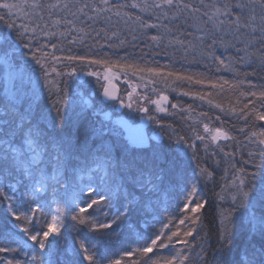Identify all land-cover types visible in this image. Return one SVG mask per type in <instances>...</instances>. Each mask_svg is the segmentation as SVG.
<instances>
[{"label":"snow or ice","instance_id":"obj_1","mask_svg":"<svg viewBox=\"0 0 264 264\" xmlns=\"http://www.w3.org/2000/svg\"><path fill=\"white\" fill-rule=\"evenodd\" d=\"M124 9H138L152 19L145 20ZM56 13L61 15L53 18ZM113 16L118 18L115 22ZM17 20L22 22L18 24ZM97 22L117 31L109 33L107 28L96 31L92 24ZM0 24H3L0 28L3 90L0 95V254H15L10 259L0 255V264H210L206 237L200 236L209 200L202 195L200 183L211 181L214 173L202 166L196 144L184 136L175 139L169 136L168 144H151L146 149L143 145L151 137L129 136L122 140L117 128L90 119L89 99L74 96L70 100L67 87H62L63 82L58 79L76 75L77 64L98 66L102 71L91 70L84 74L96 77L97 82L103 78L105 83L101 87L105 99L117 101L128 109L136 103V111L148 114L149 109L138 104L134 87L127 93L128 103L118 95L112 81L121 73L126 78L131 73L141 81L146 74L151 78L148 83L163 81L168 87L184 81L202 85L203 76L164 72L159 66H148L147 62L142 66L139 62H126L123 57L112 60L107 53L78 55L71 54L69 48L68 55L58 56L43 49H58L65 41L72 45L79 41L83 45L89 29L96 31L97 37L103 31L106 41L116 38L119 40L116 46H124L127 40L120 38V24L133 34V40L138 38L134 34L137 30L147 36L148 30L155 29L157 34L148 37L152 42L149 47H160L175 29L180 34L168 39L165 47H174L185 57L193 52L207 55L226 70L238 74L231 57L226 64L223 58L208 50L219 45L225 50L233 48L244 52L239 62L246 61L249 65L252 57L259 53L257 60L264 67V0H225L219 5L215 0L211 3L199 0V5L186 0H125L121 3L114 0H0ZM61 24L65 26L63 31L53 30ZM185 24L201 33L195 37V43L186 38L193 33L180 32ZM72 33L78 35L68 40ZM41 35L57 38V42L34 48L32 42H38ZM113 46L108 44L110 48ZM249 49L254 51L249 52ZM65 61V67H71L69 73L56 67ZM173 77L169 83V78ZM89 84L85 80L80 87L87 88ZM249 84L254 87L251 81ZM211 87L223 89V84L213 83ZM172 90L177 91V88ZM182 94L200 100L211 95L189 91ZM240 96L258 97L261 101L259 109L252 101L239 109H229L240 119L247 121L254 117L261 122V131H253L246 137L261 146L259 153L250 151L249 159L243 162L245 166L251 164L252 171L237 167L233 162L234 153L225 152L220 144V141L235 139L229 130L211 127L202 121L199 123H202L203 134L191 127L194 139L202 143L206 153L210 145H216L224 153L225 162L234 169L232 179L215 194L218 200L228 202L226 208L217 205L220 226L212 253L215 264H264V111L260 110L264 109V91L240 92ZM144 99L155 105L156 113L170 114L165 106L169 101L167 95L161 93L155 100ZM207 102L213 105L211 99ZM249 104L253 107L249 108ZM214 106L225 111L220 104ZM171 107L175 109L178 105ZM181 110L191 111V108ZM201 115L207 118V113ZM146 118L163 127L155 115L148 114ZM179 145L193 149L192 156ZM257 155L260 163L255 161ZM192 161L196 162L194 169ZM189 170L197 177L193 183H189ZM84 175L88 177L87 183ZM174 191L182 197V202L177 204L182 216L177 221L169 215L165 222L160 214L168 212V196ZM67 222H74L73 228L82 226L71 244L66 238ZM157 223L161 225L158 230L144 234V227L151 229ZM125 233L134 235L131 242L140 246L124 247L121 237ZM97 234L109 243L118 242L122 254L117 256L108 243L101 249L96 243ZM198 237L200 244L196 242ZM174 245L182 247L174 249L167 257L153 255L157 250ZM197 248L199 251H195ZM133 256L137 259L126 261V257Z\"/></svg>","mask_w":264,"mask_h":264},{"label":"trees","instance_id":"obj_2","mask_svg":"<svg viewBox=\"0 0 264 264\" xmlns=\"http://www.w3.org/2000/svg\"><path fill=\"white\" fill-rule=\"evenodd\" d=\"M46 2H51L50 0H46ZM116 3L125 2V0H114ZM127 2H130V0H127ZM187 2V0H186ZM124 11H128L130 13H133L135 15H141L145 18V20H150V18L147 14L139 12L138 9H124ZM92 13L89 12V15ZM60 13H56L53 18H57ZM71 19V17H68ZM45 19L47 20V16H45ZM81 19L86 20L85 17H81ZM118 19L117 17L113 16V22ZM87 23L91 24V21H86ZM152 22H155L154 19ZM50 23V21H49ZM167 23V21H165ZM190 23V22H189ZM82 26L78 24V27ZM64 25L61 24L58 29V31L64 30ZM0 28H3V24H0ZM107 28L108 32L111 33L112 31H117V28H112L108 25L103 24L102 22H97L95 24H92V29H95L96 31H100L101 29ZM118 29L120 30V38L126 39L127 43L124 46H116L119 45V40L116 38H113V40L106 41L104 32H100V36H96V31H92L91 29L88 30L89 35L85 38L84 44H80L79 41L75 45H72L68 43L67 41L63 42L62 44L58 45V49H52L51 47H46L43 49L45 52H55L56 55H68V49L71 48V54H78V55H85V54H95L100 53L104 54L107 53L108 56L111 57L112 60H118L119 58L123 57L125 58L126 62H132L136 63L139 62L142 66L147 62L148 66L156 67L159 66L162 71L167 72L169 70L178 72L184 75H193L195 77L203 76L205 83L202 85H196V84H189L188 82H177L176 84H172V87H168L163 81H159L158 83L151 84V83H145L144 81H141L139 77L132 76L131 73L128 75V80L125 82H118L119 84V92L118 95L124 98V101L126 102V96L127 93L133 90V87L136 90V94L140 96L141 100L144 97H148L151 100L157 99L159 94L167 95L169 98L167 108L169 109L170 114L166 113H156L155 108L153 104L149 103L147 100H144L142 102L145 107L149 109V113L151 115H155L163 125L161 127L159 124L149 121L146 126V131L149 137L152 139L150 140L151 144H158V143H169V136H173V139H175L176 136H184L186 137L190 143L194 142L197 146V154L201 158L202 166L207 167L210 171H212L213 178L211 181H208L207 183L201 182L200 187L203 189L202 195L209 200V206L207 207L204 217H203V231L201 232V237H206V244L205 248L208 251V261L210 264H215L214 258H213V250L216 248V242H217V230L219 228V217H218V208L217 205H220L221 207H227L228 202L220 201L216 197V193L221 192V187L226 184L229 180L232 179V174L234 172V169L230 167V164L225 162L224 153L220 152L219 149L216 147V145H210L209 150L206 153L204 150V147L202 143L198 140L194 139V133L191 130V127H196L198 130L203 134V127L202 123L199 122H205L209 123L211 127H224L226 130H229L231 135L235 137L234 140L224 141L220 142L222 146H224V151L229 153H234V160L233 162L236 163L237 167H247L249 171H252V165H244V161L248 160V153L250 151H255L256 153L260 152V147L258 143H252L249 139L246 137H249L251 132L261 131V122L255 121L254 117H249L248 120L240 119L238 114H232L229 109L232 107H236L237 109L243 107L245 103L248 101H252L253 104L259 109L261 101L258 99V97H252V96H240V92L248 93V92H260L264 91V67L260 65V63L257 60V57L259 53H256L255 56L252 57V63L249 65L247 62H239V57L244 56L243 52H237L233 48H229L225 50V48L216 45L213 47V49L208 50L212 51L214 55L220 56L225 60V63H229V57L232 58V64L233 67L238 69L237 72L228 71L225 69V66L219 65L218 61L213 60L211 57L204 55L201 56L198 54V52H193L190 55L186 56L182 51H177L174 47H165L167 45L168 39H171L174 35H179L180 33L177 32L175 29H173V33L170 34L164 41L163 44L160 47H149V45L152 44L151 40L148 38L151 35L157 34V31L155 29L148 30L147 36H144L141 34L140 30H137L136 33H134L138 38L136 40L132 39V33H129L128 29L123 25L120 24L118 26ZM180 32H191L195 35L196 30L194 28L188 27L186 24L182 25L180 28ZM78 35L77 33H72L70 36H68V40H71L74 36ZM181 38H185L181 36ZM188 40H192L195 43L194 37L192 35L186 37ZM228 39H231V37H228ZM25 42H28L25 40ZM57 38H48L46 36H39L38 42L33 41L32 46L34 48L39 47L40 44H51L56 43ZM210 43V42H209ZM108 44H113V47H108ZM84 45H89L91 48H87ZM99 45H104L103 48L99 47ZM238 47H241L238 45ZM63 49V51H60L59 49ZM254 49L251 50L253 52ZM146 54V55H145ZM37 55H40L39 52H37ZM143 57V59H141ZM194 57V58H193ZM64 63L57 64L56 67L63 71L64 73L71 72V67H65ZM219 68V71L217 70ZM77 74L76 75H64L62 77H59L63 83L61 84L62 87H67L68 89V96L71 100L74 96L76 97L74 93V87L80 86V76L83 72L91 71V70H98L102 71L98 66H82L80 64L76 65ZM80 75V76H79ZM79 76V77H78ZM145 77L147 75L145 74ZM87 81L90 82L91 87H93L95 91V96H92V100L89 99V103L91 105L90 108H88V115L90 119L95 120L97 122H103L106 126L109 127H115L119 130L121 133V139L126 140V136L124 131L118 127L116 124H111L110 120L107 118H104L101 116L102 112L107 109H112L117 106V101H104L101 96V85L103 84L100 80L97 82L96 77H85ZM151 79L150 77L145 78ZM159 80V78H157ZM174 79L169 78V83ZM224 81H228V84H224ZM240 81H243V83H239ZM249 81H251V85H254V87L250 86ZM223 84V89L217 87L213 88L211 87V84ZM236 84L237 87L233 88L232 85ZM131 85V86H130ZM146 85V86H145ZM177 88V91H173L172 88ZM156 88L157 91L153 92L152 89ZM182 91H189V92H202V93H211L210 96L207 97V99H211L213 101V105H209L207 102V99L200 100L198 98H195L193 96H184L182 94ZM178 92L180 94L178 95ZM87 93V89H86ZM0 95H3V90L0 86ZM237 100L240 101V103H237ZM172 104H177L178 107L173 109L171 107ZM220 104L223 106L225 111H221L219 108H216L214 105ZM253 104H249V108L253 107ZM191 108V111H182L181 109H189ZM261 111H264V109H260ZM175 111V112H174ZM247 111V110H246ZM124 115L128 119V122L131 124H139L142 117H146L148 114H143L142 112L138 111H132L128 108L124 109ZM201 113H207V118L202 116ZM55 113H53L54 115ZM191 116V119L188 117ZM107 117V115H106ZM216 117H220L219 120L216 119ZM194 121L197 123L194 124ZM170 126V127H169ZM244 129L243 131H240V129ZM158 135V139H156V135ZM253 140L256 138L253 137ZM149 145V146H150ZM149 146H143L144 148H149ZM178 147L183 148L189 157L193 154V149L188 148L187 145H179ZM215 152L216 155H212V153ZM217 161L219 162V166H217ZM256 163H260V156L257 155L255 157ZM196 166V162L192 161V168L194 169ZM227 169V172L225 171ZM189 177V183L195 182V179L197 177L193 176V173L191 170L188 172ZM84 182H88L87 175H84ZM17 196L20 195L19 192L16 193ZM48 198L51 199V193L49 192ZM223 195L227 197V192H224ZM182 202V197L179 195L178 192L174 191L170 193L168 196V212L167 213H161L160 219L164 220L166 222L169 215H172L175 217V220L178 221V219L182 216V213L178 210L177 204ZM34 206V205H33ZM55 205H53L54 207ZM27 207V205H25ZM69 231L66 234L67 242L68 244L72 243V238L77 236V229L81 228L82 226H77V228H73L72 224L74 222H67ZM143 227V225H142ZM161 227L160 224H156L154 228L144 227V234L148 235L150 234V231H156ZM86 231V229H85ZM98 239L96 240V243L99 244L101 249L104 248L105 244L108 243V246L112 248V252L116 253V255H121V246L118 242L116 243H109L106 241V239L99 237V234H97ZM115 240V238H113ZM121 239L125 241L124 247L127 248H133L140 246L138 244L132 243L131 241L135 239V236H129L127 233H125ZM197 244H200L201 240L200 237L197 238ZM181 245H174L171 246L170 249H163V250H157L156 253L153 255H159L161 257H167L174 249L181 248ZM195 251H199V248H197ZM195 251L192 253L193 256H195ZM3 255L6 259H10L15 254H0ZM126 261L129 259L135 260L137 259L136 256H133L131 258H125Z\"/></svg>","mask_w":264,"mask_h":264},{"label":"rangeland","instance_id":"obj_3","mask_svg":"<svg viewBox=\"0 0 264 264\" xmlns=\"http://www.w3.org/2000/svg\"><path fill=\"white\" fill-rule=\"evenodd\" d=\"M51 2H53V0H50ZM187 2H189V3H195V4H197V5H199V0H187ZM212 2V0H205V3H211ZM215 2L219 5V4H223L224 2H225V0H215ZM233 2H235V0H233ZM15 19V18H14ZM222 19H223V17H222ZM22 21H20V20H17V23L19 24V23H21ZM190 23H191V21H190ZM198 35H201V33H198V32H196L195 33V35L193 34L192 36L194 37V40H195V37L196 36H198ZM208 42H210V41H208ZM241 47H242V45H240ZM257 47H259V45L257 44ZM251 50L252 49H249V52H251ZM244 53V52H243ZM244 55H245V53H244ZM246 62V61H245ZM54 75V74H53ZM80 76V75H79ZM78 76V77H79ZM86 77V76H85ZM83 78V80L82 81H80V84H82L83 83V81H85L86 80V78ZM128 78L129 77H125L122 73L120 74V76H119V78L118 79H115L114 81L115 82H121L122 80H125V81H129L128 80ZM145 78H148V76L147 77H145ZM0 79H2V78H0ZM149 81V79H146V80H144V82L145 83H147ZM0 86H1V88H2V82H0ZM86 89H87V93H86ZM102 90V89H101ZM74 93H75V95H77L76 97H77V99H79V97H84V98H87V99H91L92 100V96H95V91H94V89H93V87H91V84H89V86L87 87V88H84V87H80V86H75L74 87ZM180 94V92H178V95ZM139 97V99H138V104L140 105V106H145V105H143L142 104V102H141V98H140V96H138ZM129 102V101H128ZM126 103V102H125ZM133 107H137V104L136 103H134L133 104ZM124 109H125V107H121L120 105H119V103H117V106L114 108V110H112V109H107V110H105V111H103L102 112V114H101V116L102 117H104V118H107V119H109L110 120V123L111 124H116L117 125V122H118V119H119V117L120 116H124L125 117V115H124ZM175 112V111H174ZM106 115H107V117H106ZM143 118V119H142ZM141 118V120H140V123H139V125H141L142 127H143V129H144V131H145V133H146V136L147 137H149V135L147 134V131H146V126H147V124H148V120H147V118L146 117H142ZM118 126V125H117ZM119 127V126H118ZM154 135H156V139H158L159 137H158V135L157 134H154ZM55 207V206H54Z\"/></svg>","mask_w":264,"mask_h":264},{"label":"water","instance_id":"obj_4","mask_svg":"<svg viewBox=\"0 0 264 264\" xmlns=\"http://www.w3.org/2000/svg\"><path fill=\"white\" fill-rule=\"evenodd\" d=\"M85 72H83L79 78L80 81L83 80V78L86 76L84 74ZM101 82L104 84L105 81L103 80V78L101 77ZM122 82H124V80H122ZM113 84H115L116 88H117V91L119 92V85L113 80L112 81ZM101 98L104 100V101H110V100H107L105 99V97L103 96V90H101V94H100ZM126 102H128L127 100V96H126ZM168 103L165 105L167 107ZM118 126L125 132V136L126 138H128L129 136H132V137H138V136H144V137H147L146 134H145V131L143 129V127L141 125H131L129 122H128V119L126 117H119L118 119ZM220 142H224V141H220ZM150 145V141L147 143V144H144L143 146H149Z\"/></svg>","mask_w":264,"mask_h":264},{"label":"flooded vegetation","instance_id":"obj_5","mask_svg":"<svg viewBox=\"0 0 264 264\" xmlns=\"http://www.w3.org/2000/svg\"><path fill=\"white\" fill-rule=\"evenodd\" d=\"M145 99L142 98L141 102H143ZM154 108H155V105L153 104ZM142 107H145V106H142ZM132 111H136V107H133L132 109H130ZM143 114H145L144 112H142Z\"/></svg>","mask_w":264,"mask_h":264},{"label":"bare ground","instance_id":"obj_6","mask_svg":"<svg viewBox=\"0 0 264 264\" xmlns=\"http://www.w3.org/2000/svg\"><path fill=\"white\" fill-rule=\"evenodd\" d=\"M118 123V122H117ZM118 125V124H117Z\"/></svg>","mask_w":264,"mask_h":264}]
</instances>
